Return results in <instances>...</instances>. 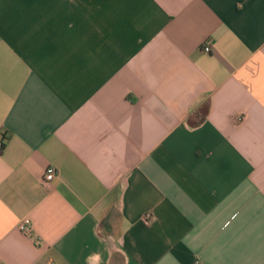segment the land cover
<instances>
[{"label":"crops","instance_id":"1","mask_svg":"<svg viewBox=\"0 0 264 264\" xmlns=\"http://www.w3.org/2000/svg\"><path fill=\"white\" fill-rule=\"evenodd\" d=\"M0 140V264H264V0H0Z\"/></svg>","mask_w":264,"mask_h":264},{"label":"built area","instance_id":"2","mask_svg":"<svg viewBox=\"0 0 264 264\" xmlns=\"http://www.w3.org/2000/svg\"><path fill=\"white\" fill-rule=\"evenodd\" d=\"M204 52H208L210 50V47L208 44H205L202 48ZM241 116L239 117V119ZM243 118V115H242ZM3 145V142L0 140V147ZM57 170L53 166H48L46 167L44 174L42 176V184L43 185H49L50 182L54 179V177L57 175ZM152 215L150 212H147L144 214L143 218L146 222H149L151 219ZM17 228L20 232L26 234L27 236H33V227L31 224V221L28 217L23 218L22 220L19 221Z\"/></svg>","mask_w":264,"mask_h":264}]
</instances>
